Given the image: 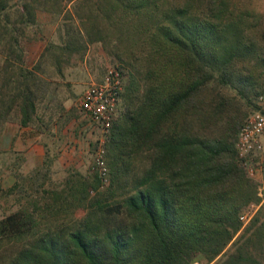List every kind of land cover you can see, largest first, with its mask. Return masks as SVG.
Wrapping results in <instances>:
<instances>
[{
    "label": "trees",
    "instance_id": "1",
    "mask_svg": "<svg viewBox=\"0 0 264 264\" xmlns=\"http://www.w3.org/2000/svg\"><path fill=\"white\" fill-rule=\"evenodd\" d=\"M41 11L63 16L64 52L98 45L121 65L103 145L110 184L69 174L46 187L39 169L16 175L0 189L14 208L0 219V264H264V205L235 150L240 127L206 88L243 97L253 85L264 16L237 0H0V133L29 125L44 90L27 60Z\"/></svg>",
    "mask_w": 264,
    "mask_h": 264
},
{
    "label": "rangeland",
    "instance_id": "2",
    "mask_svg": "<svg viewBox=\"0 0 264 264\" xmlns=\"http://www.w3.org/2000/svg\"><path fill=\"white\" fill-rule=\"evenodd\" d=\"M238 6L243 10L254 12L264 16V1L262 0H237ZM39 40L28 45V64L38 69V74L44 83L43 92L39 93L37 107L47 110L50 108V116L54 118L59 129L66 126L68 121L80 124L86 132L82 140H46L50 145L59 144V149H65L69 142L76 145L77 155L72 158L60 157L57 150L48 147L45 156L35 168L29 167L25 157L19 154V123L17 120L6 123L0 133V189L9 188L16 175H27L32 170L39 169L41 182L49 187L51 184L61 182L69 174H80L82 176L97 175L94 170V153L99 144L105 143L106 138L101 131L93 125L90 120L80 111L78 99L82 92L92 83H98L106 74L108 69L121 68L119 64H113L107 54L98 45H89L83 55L64 52L63 48L67 42L66 28L63 16L52 15L46 12L37 14ZM47 48V49H46ZM48 50V53L47 51ZM50 51V54H49ZM56 56L53 57L52 55ZM87 77V80L85 79ZM72 80L71 82L69 80ZM253 88L245 90L243 97L228 86L211 82L208 87L210 95L217 91L229 102V109L233 119L230 120L231 128L240 127L254 112L255 100L258 94L264 92V70L259 71L254 77ZM124 87V83H123ZM122 87V92H123ZM252 91L251 94L247 93ZM258 92V94H255ZM70 104V111L66 112L63 106ZM48 115V116H49ZM75 126V125H74ZM73 126V127H74ZM220 126H227L221 124ZM70 127L69 133L77 138L79 128ZM228 128V126H227ZM217 130V129H216ZM219 131V130H218ZM238 129L231 133L236 138ZM204 132V131H203ZM205 134V132H204ZM76 136V137H75ZM82 136V135H81ZM81 145L80 147H78ZM53 152V153H52ZM62 158V159H59ZM252 166L256 173L249 177L254 182L257 192L264 205V148L252 160ZM99 184L98 190L108 188L109 182L102 185L97 175ZM49 178V179H48ZM95 194L94 192L91 195ZM13 206V201L0 199V219ZM14 209V208H11ZM258 206H250L241 216H245L244 225L254 215ZM81 213L78 214V216ZM229 248V247H228ZM227 248V250H228ZM221 258L213 263L218 264ZM193 264H208L204 259L198 258Z\"/></svg>",
    "mask_w": 264,
    "mask_h": 264
},
{
    "label": "built area",
    "instance_id": "3",
    "mask_svg": "<svg viewBox=\"0 0 264 264\" xmlns=\"http://www.w3.org/2000/svg\"><path fill=\"white\" fill-rule=\"evenodd\" d=\"M123 81L124 73L121 69H108L102 81L90 84L78 99L80 111L101 131L104 137L109 135L118 115ZM255 104L257 109L240 126L235 142L238 158L248 177L251 178L256 173L252 160L264 148V93L257 96ZM94 170L101 184L106 185L109 182V171L102 143L94 153ZM246 219L245 216L240 218L241 221H246Z\"/></svg>",
    "mask_w": 264,
    "mask_h": 264
},
{
    "label": "crops",
    "instance_id": "4",
    "mask_svg": "<svg viewBox=\"0 0 264 264\" xmlns=\"http://www.w3.org/2000/svg\"><path fill=\"white\" fill-rule=\"evenodd\" d=\"M85 79L87 80L86 76ZM69 81L71 82L72 80L70 79ZM63 107V109L68 112L70 111L71 105L68 103ZM48 109L51 110L50 108ZM48 109L44 110L37 107L35 116L32 118V122L29 125L21 126L19 123V154L21 153V155L25 157L29 167L32 168L39 165L45 156V152L48 151V147L57 150L56 155L64 158H72L78 154L76 145L72 142H69L66 148L61 150L59 149V144L55 143L50 145L46 140H82L85 136L87 137L86 132H82L84 128H82L80 124H76L73 119L68 121L63 128L59 129L56 127L57 123L54 122L56 120L49 115L50 111ZM74 125L79 128L78 139L73 138V135L69 133L70 127ZM80 146L81 145L78 147Z\"/></svg>",
    "mask_w": 264,
    "mask_h": 264
}]
</instances>
